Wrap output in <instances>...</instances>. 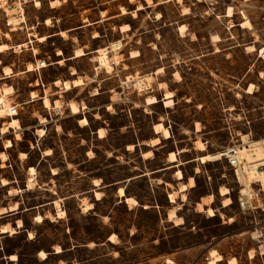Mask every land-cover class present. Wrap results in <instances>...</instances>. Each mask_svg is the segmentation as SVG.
<instances>
[{
    "label": "rangeland",
    "instance_id": "1",
    "mask_svg": "<svg viewBox=\"0 0 264 264\" xmlns=\"http://www.w3.org/2000/svg\"><path fill=\"white\" fill-rule=\"evenodd\" d=\"M36 1L40 4L37 5ZM64 1L63 6L52 9L50 0H0V44L6 43L10 47L0 52V77L2 68L3 72L4 68H12V73L20 71L15 74L23 73L21 70L26 65L28 69L32 68L30 63L35 57L40 59L49 55L53 61L59 62L57 48L59 55L63 52L64 57H68L73 55L76 46L75 51L82 49L93 53L76 58L67 65L77 67L79 71H88L90 77L97 81L107 78L99 90L103 94L97 96H91V92H97L92 88L96 82L70 88L63 94L61 111L54 106L45 110L41 101L36 107L23 104L27 98L21 93L28 92L29 83L35 81L34 72L19 75L4 73L6 76L0 78V95L4 94L7 104L12 108L16 106L18 111L17 115L11 116L10 112L0 115V127L12 117L19 118L22 127L39 124L33 129H20L17 136L13 130L7 134L0 133V150L5 139V147L7 140L12 139L17 143L11 149L10 156L15 157L18 149L35 143L34 132L38 129V134L43 136L42 147L50 145L55 148L50 164L62 166L63 169L54 186L56 193L35 190L28 193L30 199L44 201L52 196L79 195L93 187L91 180L95 177L103 175L113 181L145 169L148 164L138 154L140 149H145L144 146L139 147L137 152L126 151L127 144L134 141L145 142L150 139L149 144L156 146L152 140L160 138L158 144L162 143L156 151L157 157L148 165L154 167L162 163L168 151L178 148L190 149L184 154L190 158L195 152L193 147L201 148L202 143L205 150L199 151L198 159L203 155L219 154L233 143L239 144L246 134L251 140L264 138V55L261 54L264 48V0ZM17 2L22 5V13L9 15L7 7ZM146 5L152 6L146 8ZM230 7L232 15L227 16ZM14 17L20 18L15 21ZM47 18L51 20L48 24L45 23ZM246 19L251 22V28L242 25ZM84 21L86 25H92L65 31ZM121 25H128L132 31L119 32ZM181 25L185 26L183 33L179 30ZM29 34L31 41L34 37L37 41L25 46ZM93 35L98 38L94 39ZM40 37L46 39L40 40ZM20 44L24 45L18 47ZM106 45L111 46L106 48L108 66L99 63L97 68L95 66L100 61L96 59L100 53L96 50ZM251 45L254 50L247 49ZM133 51H138L139 56L129 59ZM92 62L94 67L91 69ZM159 68L162 71L157 74ZM44 76L46 79L56 76L70 78L67 67H50L44 71ZM139 76H149L150 80H139ZM5 78L8 79L3 80ZM121 79L124 81L120 89L112 94L104 92L119 84ZM135 80L145 83L139 88L145 86L150 89L138 92L128 87L129 82ZM163 82L166 85L162 88L160 84ZM251 84L253 92H248ZM5 89L9 90L5 92ZM47 91L55 94L56 90L51 87ZM165 91L174 94L172 107L164 105ZM33 92L36 96V92ZM147 96H155L159 101L149 105L146 103ZM57 97L53 95L52 99ZM74 100L85 101L88 109L84 111L90 125L85 126L79 120L83 125L80 126L78 119L82 116L72 115L67 103ZM112 102H116V105L108 109ZM40 119L45 122L40 124ZM160 122L169 128V139L164 140L162 133L155 132L154 125ZM197 122L203 128L198 135L192 132ZM96 126L107 129L103 128L105 138L94 133ZM149 151L148 156L152 154ZM46 153H49L48 150ZM38 157L39 151L32 154L33 159ZM176 163L181 162L178 160ZM201 163H190L185 167L187 175H195L194 165L201 170L195 178L198 187L191 198L212 194L213 197L211 195L205 200H214L213 204L207 206L214 208L215 215L200 211L198 204L197 209L195 204L182 207L179 204L169 211V216L174 212V219H178L176 209L181 208L180 214L186 218V227L165 231L164 224L167 223L158 224L155 211L144 210L140 205L129 209L126 204H113L115 195L112 188L102 201H95L93 196L86 194L89 198L83 200V209L79 205V196L64 199L62 204L56 200L58 215L64 216L65 211L68 212L66 221H55V210L51 205L46 206L51 219L40 225L36 240L27 242L24 235L4 239L6 252L17 251L20 254L19 261L6 264H209L219 253L224 259L216 264H229L231 257L237 258L236 264H264V191L250 181L249 191L253 194L247 200L251 204L242 206L240 199L245 198V195L241 190L246 186L243 182L238 183L226 159L222 157ZM48 164H42L43 174ZM16 167L17 164H14L15 170ZM19 167L17 174L22 181L24 168L21 165ZM28 185L29 188L33 187L31 179ZM130 188L147 196L144 179ZM219 188L220 194L223 188L227 189V195L221 196ZM11 192L18 190L13 189ZM2 194L3 190L0 189V197ZM173 194L176 199V193ZM95 195L96 198L101 197L100 192ZM226 197L231 199L230 204H224ZM129 204L137 205V201ZM12 207H16V204ZM100 214L105 216L101 217ZM68 224L70 229L66 231ZM114 232L119 233V236L115 234L112 238ZM130 232H136V235L131 236ZM110 234V240L115 242L107 240ZM162 234H166L165 240H152L154 236L158 238ZM72 243L78 245L72 251L60 256L51 254L54 247L57 252L62 251L56 245L66 247ZM88 243L90 245L86 246ZM40 248L49 250L48 257L45 251V256L41 252L38 255ZM10 258L16 260L17 255H11Z\"/></svg>",
    "mask_w": 264,
    "mask_h": 264
},
{
    "label": "crops",
    "instance_id": "2",
    "mask_svg": "<svg viewBox=\"0 0 264 264\" xmlns=\"http://www.w3.org/2000/svg\"><path fill=\"white\" fill-rule=\"evenodd\" d=\"M65 1L63 3H65ZM147 5H146V8H149L152 6V5L151 6H147ZM61 6H63V4L58 6V7H61ZM56 8H52V9H56ZM190 13L191 12H189L188 14H190ZM188 14H184V15H188ZM56 19H58V18H56ZM99 22H100V20H99ZM52 25H53V22H52ZM52 25H48V26H52ZM91 25H86V22L84 21L83 24H81L79 26L71 27L69 29H66L65 31L69 32L72 30L81 29V28L88 27ZM121 26L119 27V32H121V33H127V32L132 31V28L128 31H123L121 29ZM59 32H57V33H59ZM57 35H61V34H57ZM62 37L67 38V36H62ZM93 38L96 39L98 37H95V35H93ZM34 41H37L36 37H34L33 41H31V35L29 34V40H28V42H25V46L27 44L33 43ZM38 42H40V41H38ZM119 42H121V41H119ZM76 48L77 47L75 46L73 49V55L68 56V57H64L62 50H60L62 52V54L59 55L58 54V48H57L56 49V56L59 58L58 59L59 62H56L55 64H50L47 67L42 68L40 70V74H38L35 70L32 69L35 66V62L38 60L37 59L38 57H35L34 61H32L30 63L32 66V68H31L32 70L27 71L28 65H26L24 70H21L24 72L19 73V74H26L29 72H34L36 74L35 75L36 76L35 81L29 83L30 88L28 89V92L24 91L23 93H21V94H25V97L27 98L23 101V104L29 105V107L30 106L36 107V104L39 101H41L43 108L45 110L50 109V108H47L44 104L45 97L50 98L53 101V103H55L56 100H60V102L61 101L63 102V100H62L63 94H65L67 91H69L73 88H76V87H73V88L67 90L61 84L56 85L57 80L71 79L75 76L76 77L80 76L83 79L84 84H82L80 86H86L90 83L96 82V85H94L92 88H94V91L97 90L98 94L91 92V96H97V95L103 94L99 90L102 87L101 85L107 80V78H103L101 81H97L93 77L92 78L90 77L91 75L89 74L88 71H86V70L79 71L77 69V67H74L72 65H67L70 61H72L76 58H79V57L74 58V51ZM82 48H84V47H82ZM103 48L109 49V48H111V46L106 45ZM96 51H98V50H96ZM91 53H93V51L92 52L88 51L87 54L84 56H87ZM130 55H131V52H130ZM80 57H82V56H80ZM137 57L128 56L129 59H134ZM92 66L94 67L93 62L91 64V69H92ZM50 67H56L57 69H59L61 67H67L70 78H66V77L64 78V77L56 76L53 79H46V77L44 76V71L49 70ZM73 69L76 70V74H74ZM18 72H20V71H18ZM18 72H14L12 74L19 75V74H15ZM3 76H6V75L4 74L3 68H2V76L0 78H2ZM13 76H11V77H13ZM11 77H8V78H11ZM8 78H5L3 80H6ZM122 81H124V80H122V79L119 80V84H117L116 86H113L111 88H108L104 92H110L111 94L116 92L117 89H120ZM51 87L55 88V90H56L54 92L55 94H53L51 92L48 93L47 90L50 89ZM77 87H79V86H77ZM33 91L36 92L35 98L31 97V93ZM53 95L58 96V97L55 99H52ZM111 98H112V96H111ZM70 102L71 101H69L67 103V105H69ZM75 102L81 108V112L79 114H72V115H81L82 116L78 119V123H79V120L81 118L86 117V115H85L86 113L84 110L88 109V107H87L85 101L80 100V101H75ZM63 103H61V107H60L59 111H61V108L63 107ZM115 105H116V102L110 103V105H108V109H110L111 107L113 108V106H115ZM84 106H86V108H84ZM19 107H22V105ZM35 107H34V110H36ZM44 122H45V120H44ZM44 122H43V120L40 119V124L44 123ZM37 125H39V124H37ZM37 125L22 127L21 131L36 128ZM79 125L83 126L80 123H79ZM87 125H90V123H88ZM100 128H104L105 130H107L105 127L96 126L94 129V133L96 135H98V131ZM202 129L200 131H197L196 130V123H195V126H194L192 132L194 134L198 135L199 132L200 133L202 132ZM12 130L16 134V136H17V133H19V131H20V130L16 131L14 129H11L8 133H10ZM37 130L38 129H36L34 132L35 143H31L30 145L28 144L27 147H25L24 149H18L15 157H11L10 152H11V149L16 146L17 142H15V141L13 142V140L10 138H7V139L12 140L13 145L9 148L5 147V141H6V139H5V141L3 142V146L0 150V153L4 152L7 155V160H5L4 162L0 159V189L3 190V194L0 197V261H1L0 264L15 263L16 261H19V259H20V254L17 251L10 252V253L6 252V245L4 243L5 238L11 237V236L24 235L25 241H27V242H32V241L37 239L38 228L40 227V225L44 224L45 221L51 219L50 216L48 215V213L46 212V206L51 205L53 207V209L55 210V214H54L55 221H58V222L66 221V218L68 217V212L65 211L66 213L64 216H59L58 210L55 206L56 200H60V203L62 204L64 199L66 200V199L71 198V197H78L79 196L78 197L80 200L79 205L83 209V206L85 204V203H83V200L85 198H89V195L93 196L95 201H102L104 199V197L107 195L109 189L112 188V189H114V195H115V201L113 204H126L129 207V209L137 208L140 205L141 207H143L144 210L155 211V214H157V217H156L157 221L156 222L158 224L167 223V225L164 224V227H165L164 230L165 231L168 229H171V228L184 229L186 227V218H185V216L180 214L181 208L176 209V217L182 218L181 221L176 222L175 219L169 218V211L174 209L177 205L181 204V207H182V205H186V204H195V207L197 209L198 203H202L204 205V207H208L207 204H213L214 203L213 199L212 200L210 199L209 201L205 200V199L209 198L212 194L200 195V197L198 199H192L191 198V194L198 187L195 178H196L197 174L201 172L200 168L197 165H194L193 168L195 171L194 172L195 175H189V174L187 175L185 172L186 165H188L190 163H195V162L201 163L197 159V157L199 156L197 154L199 153V151L200 152L204 151L205 147H204V149H200V148L197 149L194 146L193 149L195 152H194V155L190 158L187 157V155H184V154L191 151L188 148H181V149L178 148L175 150L168 151L165 158L163 159L162 163H159V164L155 165L154 167H148V165L153 160L156 159V157H157L156 151L161 146V143H162L161 142L160 144H158L156 146H152L149 144L150 139L148 141H145V142L134 141L132 143H128L127 148H126V151L137 152L139 150V147L144 146L145 149H140V153H138V154H139L140 159L143 162L148 164L147 167H145V169H140V171H138V172H133L134 173L133 175H130L124 179H115L113 181L107 180L106 176H103V175H101L98 178L95 177L91 180L93 187L90 188V190H87L85 192L84 191L80 192L79 195H76V193H73V194L67 195L66 197H54V196H52L51 199H49V200L33 201L32 199H30V197H28L29 192L39 190V191H44V192H53V194L56 193L54 190L55 189L54 186H56V183L59 181V178H60L62 170H63L62 166L58 167L55 164H52V163L50 164V160L52 158V155H54L55 148L53 146H50V145H47L45 148H43L42 142H41L43 136H40L38 134ZM5 134H7V133H5ZM5 134H3V135H5ZM155 135H159V134L155 133ZM246 135H248V134H246ZM105 137H100V138H105ZM20 138H21V136H20ZM20 138L16 137L17 140H19ZM169 138H162V139L165 140V139H169ZM262 139H264V138H261V140ZM129 145H133L134 147L128 148ZM184 149H186V150L183 151ZM47 150H50V153H46ZM149 150H151L152 154L148 157H145L144 152H147ZM36 151H39V157L37 159H33L32 154ZM171 152H177L178 159L181 163H173V162H170V160H168ZM22 153L24 154V156H22ZM45 162H48L49 164L45 168L46 169L45 174H43V170L41 169V166ZM14 164H17L18 168L16 167V170L14 169ZM201 164H203V163H201ZM20 165L24 168L22 181L20 179L21 177H19L17 174L18 170L20 169V167H19ZM31 167H33L35 169V172L33 174L30 172ZM178 169H180L183 172V175H184L183 178H178V176L176 175ZM190 177L194 178L195 185L189 186L186 190L179 189L182 184H189L188 182L190 180ZM2 178H5L8 181V183L3 184L1 181ZM30 179L33 182L32 188H29V185H28ZM95 179H98L100 181L99 184H94ZM143 179L147 183V196L146 197L143 194H141L139 191H135L132 188H130L131 185H133L136 182L143 180ZM121 187L124 188V193H125L124 196H120L118 193L119 188H121ZM220 188H219V194H220ZM13 189L18 190V192L12 193L11 190H13ZM96 192L101 193L100 198H96V195H95ZM159 193H161V199L159 198L160 197ZM171 193H176L175 201H171V198H170ZM86 194H89V195L86 196ZM229 194H230V189H229ZM183 195H185V198H183ZM128 197L134 198L137 201V205L129 206L130 204H129V202H127ZM212 197H213V195H212ZM89 203H92V202L90 201ZM14 204H16V207L11 208V206ZM224 207H226V206H224ZM92 209H90V210H92ZM63 210H65V209H63ZM37 215H42L41 221L36 220ZM100 216L104 217L105 215L100 214ZM106 216L108 217L109 215H106ZM19 221H21V224H19ZM3 226H9L10 228H13L15 230V232L13 234H11L9 230L2 232L1 228ZM69 229H70V225L68 224L67 230H66V228H65V230L68 231ZM30 233H32V237H30ZM130 233H131V236L136 235L135 234L136 232H130ZM112 234H116V236L118 234V236H119V233H116V232H114ZM112 234L109 235L107 240L110 242H115V241L110 240V237ZM69 238L72 239L71 236H69ZM157 239H159L160 241L165 240L166 234L159 235L158 238H157V236H154L152 238V240H154V241H156ZM85 245L87 246L90 244L88 243ZM56 246H60L62 248V251L57 252L56 247H54L52 249L51 254L60 256V255H63L67 252L72 251L78 245H76L75 243H72L71 245L66 246V247L61 246L60 244L56 245ZM41 250L45 251L47 253V257H48V255L50 254L49 250L44 249V248L43 249L40 248L37 251L38 255H39V252ZM217 253H219V252H217ZM14 254L17 255L16 260H12L10 258V256L14 255ZM46 258H44V259H46ZM211 258H212V256L210 257V259ZM221 261H219V262H221ZM165 262L167 263L168 260H166Z\"/></svg>",
    "mask_w": 264,
    "mask_h": 264
},
{
    "label": "bare ground",
    "instance_id": "3",
    "mask_svg": "<svg viewBox=\"0 0 264 264\" xmlns=\"http://www.w3.org/2000/svg\"><path fill=\"white\" fill-rule=\"evenodd\" d=\"M36 4L39 5L40 2L39 1H36ZM62 4V0H50V5L51 7H58ZM7 11H8V14L9 15H15L17 14L18 12H21L22 11V5L17 2V3H14L10 6L7 7ZM232 15V7H230L228 9V13H227V16H231ZM22 16V14H21ZM161 15H159L160 17ZM20 17H14V20L17 21L19 20ZM23 18V16H22ZM50 18L46 20V23H50ZM242 25L244 27H249L251 28V22L246 19L242 22ZM122 29H130V27L128 25H123L122 26ZM179 30L181 33L184 32L185 30V26L184 25H181L179 27ZM218 38V37H216ZM40 40H45L46 37H40L39 38ZM24 44H20L18 47H21L23 46ZM9 45L6 44V43H2L0 44V52H4L6 51L7 49H9ZM247 49H250V50H254L253 46H248ZM99 53H100V57H98L96 59V61H100V63H104L107 65L108 63V50L106 48H102V49H99L98 50ZM61 53V51H60ZM261 54L264 55V48H262L261 50ZM86 55V52L82 49H78L75 51V55H74V58L75 57H80V56H84ZM131 56L132 57H136V56H139V52L138 51H133L131 53ZM28 70H31L28 69ZM162 71V68H159L157 70V74ZM4 73L6 75H9L10 73H12V70L10 68H4ZM76 73V71H74V74ZM138 75V74H137ZM131 78H135L136 77H131ZM148 79L150 80V77L149 76H139L138 79ZM129 79V78H128ZM131 80V79H130ZM137 81V80H136ZM145 81V80H144ZM143 83V82H142ZM59 84H62V86L64 88H66L67 90H69L70 88L72 87H77V86H80L83 84V80L80 76L78 77H75L73 79H70V80H57L56 82V85H59ZM145 84V83H144ZM149 84V82H148ZM166 85V83H161L160 86L163 88L164 86ZM252 85L249 87L248 89V92H253L252 91ZM141 86V85H140ZM9 89H5V92H7ZM96 94H98V91L96 92ZM174 96L173 92L172 91H165V96L163 98V102H164V105L166 107H172V105L174 104V100L172 99ZM32 97H35V94L34 92H32ZM159 101V99L155 96H147L146 97V103L149 104V105H152V104H155ZM44 104L46 107H51V106H54V108L56 110H60V107H61V103L59 100H56L54 105L51 103V101L49 100V98L45 97L44 99ZM70 109H71V112L73 114H79L81 112V108L79 107V105L76 103V102H70ZM84 108H86L84 106ZM13 111V108L11 106H9L5 100V97H4V94H1L0 95V115H4V114H8V112H12ZM9 113V115H10ZM80 122L83 124V125H87L88 124V119L86 117H83L80 119ZM15 129V130H20L22 129V126H21V123H20V120L19 118H16V117H12L10 120H7L4 124L3 127H0V133H6L8 131H10V129ZM154 128H155V132L156 133H162V136L165 137V138H169L170 137V130L169 128L165 127L163 123H157L154 125ZM196 130L197 131H200L201 130V125L199 122L196 123ZM41 132L43 133L44 130L41 129ZM99 135L101 137H104L105 134H104V130L103 128H100L99 131H98ZM242 140H243V145L241 146L242 148L240 149L239 151V155L240 157L246 159L248 162H258L260 160H263L264 159V139H260V140H251L250 137L248 135H243L242 137ZM153 144L154 145H157L159 142H160V138L159 137H156L154 138L153 140ZM13 145L12 141L11 140H7L6 142V147H11ZM200 146L201 148L200 149H204V145L202 143H200ZM48 152L50 153V150H48ZM146 156H148L150 154V151H147L146 153H144ZM220 153L219 154H215V155H203L201 157H199L198 159L202 162V163H205L207 161H214V160H217L220 157ZM0 158H2L4 161L7 159V155L4 153V152H1L0 153ZM169 160L170 162H173V163H176L179 159L177 157V152H171V154L169 155ZM30 171L33 173L35 172V169L33 167L30 168ZM176 175L178 176V178H183V172L178 169L177 170V173ZM175 175V176H176ZM176 176V177H177ZM262 178L264 179V176H262ZM2 183L3 184H7L8 181L6 179H1ZM241 182H243L245 184V189L242 191V193L245 195L246 199L252 197L250 195H252L253 193L251 191H249V188H250V180L249 179H243L241 180ZM189 184H182L181 187L179 189L181 190H186L189 186H193L195 185V180L193 177H190V180L188 182ZM95 184H99L98 180L95 181ZM264 186V185H263ZM178 189V190H179ZM185 192V191H184ZM183 192V193H184ZM119 193L121 196H124V188H120L119 189ZM227 189L223 188L222 191H221V194L224 196V195H227ZM212 197V196H211ZM170 198H171V201H175V195L173 193L170 194ZM245 199V198H243ZM127 202H135L136 203V200L133 199V198H130L128 197L127 198ZM231 203V199L229 197H226V199L224 200V204L227 205V204H230ZM56 204H59L58 202H56ZM92 207V205L90 206V208ZM13 208V207H12ZM198 208L200 211H206L210 216H213L216 214V211L214 210V208L212 207H208V208H204L203 205L201 203H198ZM4 210V209H3ZM61 213H64V211H62ZM38 220H42V215H38L36 217ZM170 219H174L175 218V214L174 212L170 214L169 216ZM182 218H178V219H175L176 222H179L181 221ZM2 232H5L6 230H9L10 232H15L14 229H9L7 226H3L1 228ZM114 238L115 234L112 235ZM41 252V255L42 256H45L46 253L44 251H40ZM223 259L222 255L221 254H217L214 259H212L210 261L209 264H216L217 262L221 261ZM228 263L229 264H236L237 263V258L236 257H231L229 260H228Z\"/></svg>",
    "mask_w": 264,
    "mask_h": 264
},
{
    "label": "built area",
    "instance_id": "4",
    "mask_svg": "<svg viewBox=\"0 0 264 264\" xmlns=\"http://www.w3.org/2000/svg\"><path fill=\"white\" fill-rule=\"evenodd\" d=\"M7 24L9 25L10 23L8 22ZM56 62L52 60L51 56L45 55L35 62V66L33 68L35 71H37L38 74H40V70L42 68L47 67L48 65L54 64ZM99 63L100 62H98V65H96L95 67L98 68L100 66ZM142 82L143 81L138 82L136 80L130 81L128 84V87L133 88L137 90L138 92L149 90L150 89L149 87H145V86L142 88L138 87L139 85H145ZM17 114H18L17 107L14 106L13 111L10 113V115L12 116V115H17ZM242 145H243V140H241L239 144L233 143L232 146L225 147L221 151L220 157L225 158L228 165L233 169L234 175L236 176L238 183L241 182L242 178L243 179L247 178L251 181L252 184L259 185L264 191V186H263L264 179L262 178V176H264V159L258 162H248L246 159L240 157L239 151L242 148L241 147ZM240 203L242 204V206L251 204L250 200H247L246 197L245 199H240Z\"/></svg>",
    "mask_w": 264,
    "mask_h": 264
}]
</instances>
